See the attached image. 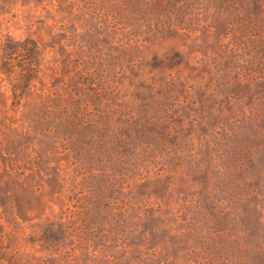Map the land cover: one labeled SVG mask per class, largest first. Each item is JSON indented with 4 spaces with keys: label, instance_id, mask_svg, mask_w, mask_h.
<instances>
[{
    "label": "rangeland",
    "instance_id": "374dc122",
    "mask_svg": "<svg viewBox=\"0 0 264 264\" xmlns=\"http://www.w3.org/2000/svg\"><path fill=\"white\" fill-rule=\"evenodd\" d=\"M0 264H264V0H0Z\"/></svg>",
    "mask_w": 264,
    "mask_h": 264
},
{
    "label": "trees",
    "instance_id": "16d2710c",
    "mask_svg": "<svg viewBox=\"0 0 264 264\" xmlns=\"http://www.w3.org/2000/svg\"><path fill=\"white\" fill-rule=\"evenodd\" d=\"M31 51H32V52H35V48H32ZM31 69H32V68H31Z\"/></svg>",
    "mask_w": 264,
    "mask_h": 264
}]
</instances>
